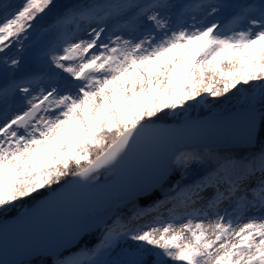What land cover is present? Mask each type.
I'll return each mask as SVG.
<instances>
[{
  "label": "snow or ice",
  "instance_id": "6c2138e0",
  "mask_svg": "<svg viewBox=\"0 0 264 264\" xmlns=\"http://www.w3.org/2000/svg\"><path fill=\"white\" fill-rule=\"evenodd\" d=\"M65 7L54 26L56 43L39 55L74 83L36 95L32 85L42 75L17 79L13 73L0 83V103L7 106L19 92L27 105L0 116V212L64 177L87 185L101 170H116L138 147L159 142L164 130L155 120L201 92L216 97L260 81L251 85L248 140L264 145V0H90ZM55 8L54 0H23L18 6L0 0V78L21 68L19 50L32 22ZM173 8L183 9L175 27L167 15ZM223 8L233 10L227 24L208 22ZM197 12L204 18L193 14L190 24L183 22L185 13ZM109 20L113 31L101 39ZM84 24L87 39L77 36ZM14 48L16 55L6 54ZM221 82L222 88L215 86ZM205 159L197 150L180 151L171 163L186 169ZM207 159L215 161L213 171L192 185H174L175 195L136 210L128 222L118 218L94 249L59 264H264V214L244 215L250 206L264 210V147L239 159ZM222 205L227 206L221 210ZM121 240L126 243L117 258L104 259Z\"/></svg>",
  "mask_w": 264,
  "mask_h": 264
},
{
  "label": "water",
  "instance_id": "95a60500",
  "mask_svg": "<svg viewBox=\"0 0 264 264\" xmlns=\"http://www.w3.org/2000/svg\"><path fill=\"white\" fill-rule=\"evenodd\" d=\"M226 147L239 145L220 144L211 148ZM143 150L137 149L134 156L130 155L119 168L111 171L112 176L97 184L74 183L70 177L27 207L24 213L1 221L0 264H21L42 255L56 258L77 246L87 233L106 225L119 203L161 185L172 172L171 159L180 149L167 150L164 137L155 146H143ZM59 196L60 203L53 205L52 200ZM49 203L51 206L47 209ZM30 212L33 214L28 216Z\"/></svg>",
  "mask_w": 264,
  "mask_h": 264
},
{
  "label": "rangeland",
  "instance_id": "374dc122",
  "mask_svg": "<svg viewBox=\"0 0 264 264\" xmlns=\"http://www.w3.org/2000/svg\"><path fill=\"white\" fill-rule=\"evenodd\" d=\"M223 1H226L228 5H231L229 3V0H223ZM120 2H123V0H120ZM169 2L174 5H185L189 3L201 2V0H169ZM205 2H207V0H205ZM182 11H183L182 8H173L169 10V12L167 13V15L171 17L170 23L174 27L177 26L178 23L180 22V19H181L180 14ZM232 11L233 10L229 11L226 8H223V9H220L214 15H217L219 17H223L224 19H226V18L231 17L230 13ZM193 14H195L197 17L200 16V18H204L205 16V14L202 12L185 13L183 16L185 21L183 22L189 23L188 18H191V15ZM33 26H34L33 29L30 30V33H29V39L24 42L23 48L19 50V55L23 57V63H22L21 68L14 69L11 72L7 73L6 76L0 78V83H3L5 80L10 81L13 78V73L15 74V78L17 79H19L22 75L30 74V73L42 75L43 79H40L41 84L49 80L50 77L54 75L57 76L60 80H64L65 76L68 75L67 73H62L61 70L55 67H51L49 63L43 57L39 55L40 49H47L48 47L56 43L58 33L54 27L55 25L54 26L33 25ZM92 26L95 27L96 24L93 23ZM102 26L106 27V32L102 35L101 39L106 40L107 36L110 35L113 31V21L109 20L106 23V25H102ZM88 27H89L88 24H84L82 26V29L77 32V36H81L87 39V36L83 29H88ZM141 28L143 29V27ZM126 33L127 32H118L117 34H126ZM16 54H17V49L15 48L11 52L7 53V55H16ZM69 81L73 82L71 80ZM40 85H37V87H39ZM251 95L252 94L250 92H247V94L244 95V92H242L241 90H237L233 98L230 101L228 99L225 105H224V102H222V105L212 107L211 105L206 104L204 101L198 100L196 98V100L189 101L184 107H178L175 110H166L169 114L167 119H170V120L167 121L165 124H172V126H164L162 122L160 123L158 121H155L156 125L159 128L164 130L160 134L161 135L160 138L165 137L166 148L169 151H172L174 149H178V150L180 149V151H189V150L191 151L196 148L209 149L211 147H214V145H220V144H232V145H237V146L239 145V147L253 146L256 143L255 140H253L251 143H249V140H248L249 99ZM230 96L231 94H228V96L225 99L229 98ZM17 98L20 99V101L26 102V100L24 99V94L17 92L9 97L8 104L10 102L11 103L18 102ZM5 109H6V106L0 103V116L5 112ZM207 115L209 117L206 119L195 120L196 118L197 119L202 118ZM157 123H160V124H157ZM143 146L145 147L147 145H142L141 146L142 148L138 147V149H141L142 151H144ZM130 155L134 156L135 151ZM230 158H233V157H230ZM233 159H239V158H233ZM199 166H201L200 162H195L193 164H190L188 168L184 169L188 171L186 172V174H189L190 176L194 175V178H192L186 184L184 185L182 184L180 186L181 188L196 183L202 177L207 175L210 171L214 170V168L210 170H207V169L203 170L202 168H198ZM199 170H202L201 173H198ZM110 176H112L111 171H101L97 179L92 181L89 184L90 185L97 184L99 181L104 180ZM42 189L38 191V194L42 191ZM211 192H212V189H209L205 193V195L210 196ZM175 194L176 193L174 194L172 193V194H167L165 197L162 196V198H160L161 200L157 201L151 206H148L146 208L140 207V208H137L136 210L151 209L156 204L164 202L166 200V197L175 195ZM34 195L36 194H33L31 197H33ZM59 197L52 200L53 205H57L60 203L59 201L61 200V196ZM28 198H25V199H28ZM22 206H23V203L21 201H17V202H14V207L9 209L8 211L0 212V222L7 218H10V216L6 217V215L9 214L10 211H14L17 209L19 210ZM50 206L51 204L49 203V206L47 207V209H49ZM225 206L227 205H224V207ZM223 208H221V210H223ZM25 210L26 208H23L22 210H20L19 214L24 213ZM31 213L32 212L28 213V216L33 214ZM162 213L165 217H167V214H168L167 211L162 210ZM262 213H263V210L254 209L252 211L251 210L245 211L244 215L245 217H247L248 215L258 216ZM117 219L118 217H115L113 220L109 221L106 225L100 228L101 234L99 237V242L102 238L105 227L111 226ZM132 223L142 224L143 222L140 220V221H133ZM129 226H132V225L130 224ZM125 243L126 242L124 240L119 241L117 244V247L112 250L110 255L105 256L104 259H116L117 253L120 251L121 247L125 245ZM127 243H132V242L128 241ZM96 246H94L93 248H90V250L94 249ZM82 247L83 246H81V248H77L76 250H73V251L71 250L70 252L61 254V258L59 261L61 262V261L70 260V259L79 257L82 251L88 250Z\"/></svg>",
  "mask_w": 264,
  "mask_h": 264
},
{
  "label": "trees",
  "instance_id": "16d2710c",
  "mask_svg": "<svg viewBox=\"0 0 264 264\" xmlns=\"http://www.w3.org/2000/svg\"><path fill=\"white\" fill-rule=\"evenodd\" d=\"M85 2H90V0H54V3L56 4V8L53 9V11L48 12L46 10L45 13L39 14L37 19L33 21V25H40V26H54L56 24L57 17L60 13L64 12L66 10L65 6H68L69 8L72 5L75 4H82ZM3 3L10 4L13 6H18L23 3V0H3ZM11 10V9H9ZM2 9H0V14H2ZM8 53V52H7ZM6 53V54H7ZM169 116H162L160 119L155 120L158 122L166 123L170 119H167ZM255 145L249 146V147H227V148H196L194 150L199 151L202 155L206 157V159L202 162H200V165L198 168H202L210 170L213 169L215 166V161H209L207 159L208 154H211L212 156L217 157H233V158H240V157H247L250 156L253 152L258 151L262 146L259 142L255 141ZM190 151V150H189ZM202 170H199L198 173H201ZM186 170L183 168H178L173 165L172 172L170 175L165 179V181L153 189L152 191L148 192L147 194H144L140 197H135L131 199L130 201L126 203H121L116 207V210L111 218L113 220L115 217H118L123 222H128L131 220L133 216V212L137 208H146L148 206H151L152 204L156 203L157 201L161 200L162 196H166L167 194H174L173 192V186L179 184L181 186L182 184H186L188 181H190L193 176H190L189 174H186ZM107 177V176H106ZM69 177H64L59 184H53V186L49 189L43 188L42 191L39 194L34 195L33 197H30L28 199H23L21 202L23 203V206L18 210L10 211L9 214L6 215V217L17 215L20 210L23 208H27L31 206L33 203H35L40 197L47 194L52 189L58 187L62 183H64ZM110 220V221H111ZM100 228L97 230H94L92 232L87 233L75 246L74 248L64 251L61 254H64L66 252H70L71 250H76L77 248H81L83 246L85 249L90 250V248H93L96 246L99 242L100 237ZM82 247V248H83ZM61 254L56 258H49L48 256L42 255L38 256L30 261H26L21 264H59V260L61 258ZM170 264V262H169Z\"/></svg>",
  "mask_w": 264,
  "mask_h": 264
},
{
  "label": "bare ground",
  "instance_id": "6f19581e",
  "mask_svg": "<svg viewBox=\"0 0 264 264\" xmlns=\"http://www.w3.org/2000/svg\"><path fill=\"white\" fill-rule=\"evenodd\" d=\"M211 2L218 3V4L228 5V3L226 1H223V0H211ZM245 2H251V0H229V3L231 5L245 3ZM226 9L229 10V11L232 10L231 8H226ZM198 18H200V16H198ZM207 20H208V22H211L212 20H215L221 26H223V25L227 24L231 20V17L224 19L223 17H219L217 15H214L212 17L207 18ZM183 21H185L184 18H183ZM188 22L189 23L192 22L191 21V18H188ZM180 23H181V19H180V22L178 24H180ZM144 31H145L144 28L143 29L142 28L140 29V32H144ZM122 35H125V38H130V35L128 33L122 34ZM137 35H140V33H137ZM245 63L247 64L248 62H245ZM248 66L250 67V64ZM219 79L220 78L217 77V80H219ZM69 80L70 79L68 78V75L65 76L64 80H60L57 76L54 75V76L50 77V79L47 80L46 82H44L43 84H41V82L39 80V81H37V83H35V84L32 85V86H34L33 88L36 89V91L33 92V95H36L41 89L49 88L50 86H53V85L58 86L61 89L68 88V87L71 86V83H74V82H70ZM259 83H261V82L260 81H250V84L249 85H242V84L241 85H238L236 89H231L229 92L224 93L221 96H216V97H212V96H209L205 92H201L200 96H198L197 99L204 101L206 104L211 105L212 107L220 106V105H222V102H224V105H225L227 103V100L228 99L230 101L233 98V96L235 95V92L237 90H241L242 92H244V95L247 94V92H250L252 94L251 85H253V84H259ZM37 85H40V86L37 87ZM215 86L216 87H219V88H222L223 87V83L221 82L219 84H216ZM228 94H231V96L229 98L225 99L228 96ZM17 101L19 103L18 102H15V103H11L10 102L9 104H7L5 111H6V114L8 116H12V115L16 114V112H18V111L26 108L27 105H26V102L25 101H20V99H18V98H17ZM211 194H212V192L210 193V195ZM168 206L170 207V205H168ZM223 207H224V205L221 206V208H223ZM254 209L257 210V209H260V208H259V206H256V207L250 206L249 207V210H251V211L254 210ZM162 210L167 211V208H163ZM262 214H264V210H263V213ZM150 219H151V217H148V218H145L144 220H141V221L144 223V222H146L147 220H150ZM242 222H246V221H242Z\"/></svg>",
  "mask_w": 264,
  "mask_h": 264
}]
</instances>
